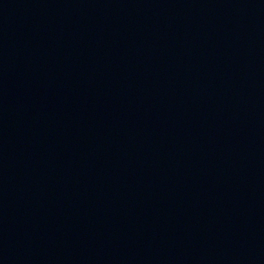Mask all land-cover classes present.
I'll list each match as a JSON object with an SVG mask.
<instances>
[{"label":"water","instance_id":"1","mask_svg":"<svg viewBox=\"0 0 264 264\" xmlns=\"http://www.w3.org/2000/svg\"><path fill=\"white\" fill-rule=\"evenodd\" d=\"M0 264H264V0H0Z\"/></svg>","mask_w":264,"mask_h":264}]
</instances>
